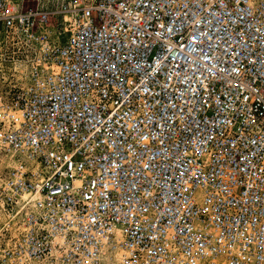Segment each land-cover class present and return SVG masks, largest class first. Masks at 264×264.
<instances>
[{
    "label": "built area",
    "instance_id": "built-area-1",
    "mask_svg": "<svg viewBox=\"0 0 264 264\" xmlns=\"http://www.w3.org/2000/svg\"><path fill=\"white\" fill-rule=\"evenodd\" d=\"M3 62L0 264H264V0H0Z\"/></svg>",
    "mask_w": 264,
    "mask_h": 264
},
{
    "label": "rangeland",
    "instance_id": "rangeland-1",
    "mask_svg": "<svg viewBox=\"0 0 264 264\" xmlns=\"http://www.w3.org/2000/svg\"><path fill=\"white\" fill-rule=\"evenodd\" d=\"M45 32L48 33L50 39L55 41L54 34H53L55 33V31L53 32V29L51 28L50 25L46 27L44 33ZM4 56H7V55H4ZM12 67H13V63L3 62V65L0 64V96H2L3 93L6 90H8L9 87H11V85L17 83V81L15 80L16 73L12 69ZM15 69L24 71L25 67L22 64V62H20L19 64L15 66ZM8 164H9L8 161L0 156V174L4 173L7 170ZM1 221H2V218L0 216V222Z\"/></svg>",
    "mask_w": 264,
    "mask_h": 264
},
{
    "label": "bare ground",
    "instance_id": "bare-ground-1",
    "mask_svg": "<svg viewBox=\"0 0 264 264\" xmlns=\"http://www.w3.org/2000/svg\"><path fill=\"white\" fill-rule=\"evenodd\" d=\"M28 68L30 69V66H28ZM27 71V68L25 67V72Z\"/></svg>",
    "mask_w": 264,
    "mask_h": 264
}]
</instances>
